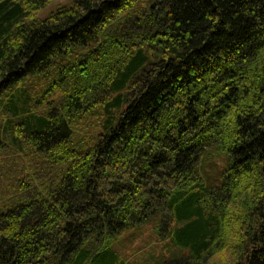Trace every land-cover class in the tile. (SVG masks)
Returning <instances> with one entry per match:
<instances>
[{"label":"trees","instance_id":"1","mask_svg":"<svg viewBox=\"0 0 264 264\" xmlns=\"http://www.w3.org/2000/svg\"><path fill=\"white\" fill-rule=\"evenodd\" d=\"M51 1L0 0V264H264V0Z\"/></svg>","mask_w":264,"mask_h":264},{"label":"rangeland","instance_id":"2","mask_svg":"<svg viewBox=\"0 0 264 264\" xmlns=\"http://www.w3.org/2000/svg\"><path fill=\"white\" fill-rule=\"evenodd\" d=\"M69 1L71 0H52L37 16L43 17L57 4H64ZM118 246L126 260L137 264H156L173 259L175 256L179 257L181 254V249L175 247L168 238L163 239L155 233L154 222L122 233L118 240ZM223 254L226 253L217 252L214 257L217 258Z\"/></svg>","mask_w":264,"mask_h":264}]
</instances>
